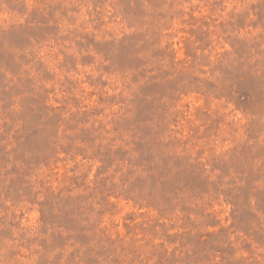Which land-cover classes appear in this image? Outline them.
I'll list each match as a JSON object with an SVG mask.
<instances>
[{"label":"rangeland","instance_id":"obj_1","mask_svg":"<svg viewBox=\"0 0 264 264\" xmlns=\"http://www.w3.org/2000/svg\"><path fill=\"white\" fill-rule=\"evenodd\" d=\"M0 264H264V0H0Z\"/></svg>","mask_w":264,"mask_h":264}]
</instances>
